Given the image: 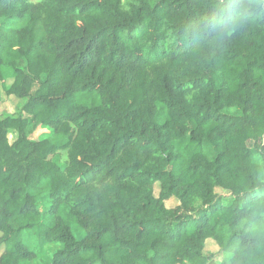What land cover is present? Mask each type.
<instances>
[{
	"label": "trees",
	"instance_id": "16d2710c",
	"mask_svg": "<svg viewBox=\"0 0 264 264\" xmlns=\"http://www.w3.org/2000/svg\"><path fill=\"white\" fill-rule=\"evenodd\" d=\"M0 82V264H264L260 0H0Z\"/></svg>",
	"mask_w": 264,
	"mask_h": 264
},
{
	"label": "rangeland",
	"instance_id": "374dc122",
	"mask_svg": "<svg viewBox=\"0 0 264 264\" xmlns=\"http://www.w3.org/2000/svg\"><path fill=\"white\" fill-rule=\"evenodd\" d=\"M35 1H39V0H35ZM125 7H127V3L129 2V0H123ZM21 101L15 98H10L9 100L6 99V95H5V89L2 86V83L0 82V114H4V115H12L16 112L17 110V106ZM50 131L46 128H42L39 129L33 136V139H44L49 137ZM10 139L12 140L13 137H10ZM54 163L58 164V165H63L65 163L68 162V153L67 151H62L59 152V154L57 156L51 157L50 158ZM159 191V187H156V194H158ZM175 205H177L176 201H171L168 203L169 207H174ZM77 226H74V230L75 233L78 236H84V232L83 231H79L77 229ZM61 248L60 245L57 244H50L47 245L45 247V250H47V252L49 254H53L54 252H56L57 250H59ZM4 247H0V256L3 253ZM218 247L216 245V243L212 240L208 241L207 246H206V252H218Z\"/></svg>",
	"mask_w": 264,
	"mask_h": 264
},
{
	"label": "clouds",
	"instance_id": "9594fccd",
	"mask_svg": "<svg viewBox=\"0 0 264 264\" xmlns=\"http://www.w3.org/2000/svg\"><path fill=\"white\" fill-rule=\"evenodd\" d=\"M260 2H261L262 4H264V0H260Z\"/></svg>",
	"mask_w": 264,
	"mask_h": 264
}]
</instances>
